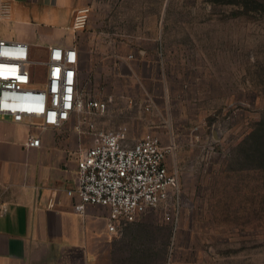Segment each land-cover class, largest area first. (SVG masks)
<instances>
[{
	"label": "rangeland",
	"instance_id": "rangeland-1",
	"mask_svg": "<svg viewBox=\"0 0 264 264\" xmlns=\"http://www.w3.org/2000/svg\"><path fill=\"white\" fill-rule=\"evenodd\" d=\"M86 26L101 129L174 134L178 192L134 221L119 264H264V0H93Z\"/></svg>",
	"mask_w": 264,
	"mask_h": 264
},
{
	"label": "crops",
	"instance_id": "crops-1",
	"mask_svg": "<svg viewBox=\"0 0 264 264\" xmlns=\"http://www.w3.org/2000/svg\"><path fill=\"white\" fill-rule=\"evenodd\" d=\"M0 1L8 6L0 18V37L25 40L32 53L49 44L75 45L80 56L86 51L87 26L74 27L73 21L76 11L91 7L93 0ZM100 117L96 124L103 128ZM74 122L42 128L37 117L14 121L0 115V264H119L123 239L133 238L135 222L118 232L108 230L106 206L88 203L82 212L75 209L77 161L95 137L75 129ZM148 127L167 142L174 138L171 129ZM29 134L41 138L40 146H26Z\"/></svg>",
	"mask_w": 264,
	"mask_h": 264
},
{
	"label": "built area",
	"instance_id": "built-area-1",
	"mask_svg": "<svg viewBox=\"0 0 264 264\" xmlns=\"http://www.w3.org/2000/svg\"><path fill=\"white\" fill-rule=\"evenodd\" d=\"M7 10L0 1V18ZM89 11L90 7L78 9L73 26L84 27ZM80 62L75 45L49 44L42 57L34 58L29 42L0 37V115L14 121L37 117L42 128L58 127L73 118L75 129L94 136L77 161L80 200L75 209L82 212L88 203L106 206L107 228L118 232L149 210L167 211L171 206L178 192L177 169L167 162L173 143L162 144L156 135L131 139L123 129L99 128L96 116L105 113L107 102L89 95ZM33 64L45 68L42 83L35 80ZM25 144L40 146L41 138L29 134Z\"/></svg>",
	"mask_w": 264,
	"mask_h": 264
}]
</instances>
